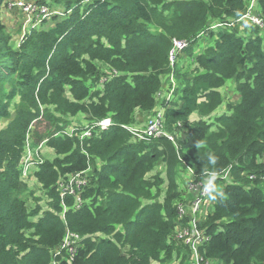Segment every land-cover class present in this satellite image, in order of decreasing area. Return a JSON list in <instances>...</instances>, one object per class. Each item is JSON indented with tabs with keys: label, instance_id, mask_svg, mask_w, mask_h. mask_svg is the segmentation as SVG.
<instances>
[{
	"label": "trees",
	"instance_id": "obj_1",
	"mask_svg": "<svg viewBox=\"0 0 264 264\" xmlns=\"http://www.w3.org/2000/svg\"><path fill=\"white\" fill-rule=\"evenodd\" d=\"M18 2L0 0V264H51L67 232L83 236L70 264H189L190 249L173 238L186 222L176 204L193 195L188 179L213 170L209 152L217 177H229L216 180L224 198H206L197 215L209 236L200 264H264V38L256 27L210 29L240 18L247 1L36 0L51 11L15 39L1 10ZM172 38L188 46L170 67ZM167 94L164 128L178 154L168 138L134 142L124 127L143 129ZM108 117L109 127L79 139ZM28 135L41 153L24 171ZM86 169L75 208L58 183Z\"/></svg>",
	"mask_w": 264,
	"mask_h": 264
},
{
	"label": "built area",
	"instance_id": "obj_2",
	"mask_svg": "<svg viewBox=\"0 0 264 264\" xmlns=\"http://www.w3.org/2000/svg\"><path fill=\"white\" fill-rule=\"evenodd\" d=\"M248 5L246 7V10L244 14L241 15L240 18L234 21L230 22H223V23H214L210 29L223 27V28H232L235 23L237 22H246L249 23L252 26H256L259 28L264 27V21L262 18L256 13V7H257V0H246ZM18 5L23 8V11L26 12V15L33 14V11L39 9L41 13H44L43 16H46V8L44 7H38L33 5L32 3L28 2L27 4H23V2H18ZM188 46V42L185 39H177L173 38L171 40V47L168 51V61L170 67L174 66L175 62L177 61L178 55L181 50L186 48ZM172 75V73H171ZM174 86V85H173ZM170 98V94H167L165 96V101ZM162 103H160L157 106V109L154 110V112L147 118V123L145 127L141 130H138L133 127H127L132 134L135 140L141 141V140H147L151 137H158V136H166L170 140L173 141V136L169 133H167L164 130V112H163ZM32 125V124H31ZM110 125V118H104L101 119L95 123H92L90 125H86L84 128H82L80 134L78 135L79 139L82 141L85 137H92L97 132H100ZM31 127H29V131H31ZM73 128L70 127L67 129V132H72ZM56 133L55 135H57ZM71 135V134H69ZM30 135L27 136L26 140V151L23 155V170L26 171L30 168L33 161L31 159L33 158L34 154L38 156L36 149L33 150L30 147L31 140L29 139ZM46 140L42 141L39 145H37V149H39L42 144ZM41 161L40 157H38ZM88 169L75 173L71 178H69L68 182H60L58 183V191L60 194V197L63 198L65 195L70 194L74 195L75 197V208H80L83 205L84 200H82L80 193L83 191V188L86 187L88 181L86 178L85 172ZM187 172H192V169L190 167H187ZM229 177L228 169L225 170L223 173L219 174V179L224 180ZM186 188L188 191L193 192L192 196H189V203H184L183 201H180L176 204L177 206V215L181 219H186V222L181 225L180 227H177L175 232L173 233V238L179 242L181 241L183 244H185L191 251V262L189 264H200L201 257L200 253L198 251V246H200L202 243H204L206 240H208L209 236L204 235L203 231H201L198 227V217L197 215L202 212L203 205H205V200L207 198L206 195L202 194V183L201 181L195 182L192 179H188L186 181ZM64 206V205H63ZM66 209V207H63V210ZM204 212V211H203ZM83 237H81L79 234L74 232H67L60 243V247H57L52 252V261L51 264H60V260L58 257H62L64 259V256H62V251H66L68 256L66 259L67 264H70V261L73 259L75 252H76V245L78 241L80 242ZM206 264H209L208 261H206Z\"/></svg>",
	"mask_w": 264,
	"mask_h": 264
},
{
	"label": "rangeland",
	"instance_id": "obj_3",
	"mask_svg": "<svg viewBox=\"0 0 264 264\" xmlns=\"http://www.w3.org/2000/svg\"><path fill=\"white\" fill-rule=\"evenodd\" d=\"M12 1H15V0H11V2ZM24 1L25 2H31L33 5H35V6H39V5H37V4H35L34 2L36 1V0H20V2H23V4H27V3H24ZM0 6H2V5H0ZM18 7L19 5H18V3H15L14 5L13 4H8L7 5V7H2V10H1V18L3 19V21L4 22H6L7 23V27H8V30H9V32L12 34V36H13V38H18L19 37V32H18V30H25L29 25H31V24H35V25H37V24H39V20H40V18L43 16V13H41L40 11H39V9H37V10H35V11H33V14H30V15H26V12H24L23 11V8H22V6H21V9H22V12H20L19 11V9H15V7ZM39 7H41V6H39ZM49 11H51V10H47V12H49ZM50 16V15H49ZM31 18H32V20L34 19V18H37V20H36V23H33V21L31 20ZM31 20V21H30ZM213 25V24H212ZM211 25V26H212ZM34 25H32L31 27H33ZM210 26V27H211ZM250 28V25L247 23H245V24H238V25H235V26H233L231 29H232V31L233 30H238L239 32H245V33H247V32H249V29ZM213 29V28H212ZM247 30V31H246ZM261 35H262V37L264 38V30H262L261 31ZM204 37H206V36H201V38L199 39V40H201V42L203 41V38ZM206 42V41H205ZM182 53V52H181ZM180 53V54H181ZM232 86V85H231ZM225 93V92H224ZM227 94H229L230 95V97H231V100H233V102L235 103L238 99H239V97H237V94H236V92H234V91H232L230 88H228L227 89V92H226ZM219 109V108H218ZM194 119H195V117H194ZM70 127V126H69ZM37 151V150H36ZM38 153H41V152H39V151H37ZM42 155H44V157H46V158H48V157H51L52 155H49V151L48 150H45V151H43L42 152ZM159 162H161V161H159ZM157 169L160 171V172H162L163 170H164V165L162 164V163H157ZM183 172V171H182ZM186 172H187V170H186ZM188 173V172H187ZM180 183V192H182V191H184L185 190V186L183 185V183L182 182H179ZM219 187H221V185H222V183H216ZM34 196H36V197H42L41 195H40V191L38 190V191H34ZM30 198H33V196L32 197H30ZM44 198V197H43ZM183 202L184 203H189V198H187V200L184 198L183 199ZM58 247H60V244H59V246ZM177 247V246H176ZM172 263H177L176 261H172Z\"/></svg>",
	"mask_w": 264,
	"mask_h": 264
},
{
	"label": "clouds",
	"instance_id": "obj_4",
	"mask_svg": "<svg viewBox=\"0 0 264 264\" xmlns=\"http://www.w3.org/2000/svg\"><path fill=\"white\" fill-rule=\"evenodd\" d=\"M256 13L261 17V15H260V13H259V8H258V5H257V7H256ZM262 18V17H261ZM262 20L264 21V19L262 18ZM246 23V22H245ZM247 24V23H246ZM249 24V23H248ZM250 25V24H249ZM251 27H256V26H252V25H250V28ZM256 29L257 30H259L260 31V34H261V31L262 30H264V27L263 28H259V27H256ZM173 39V38H172ZM178 39V38H177ZM168 100V99H167ZM163 102H165V99L164 98H162L160 101H159V103H158V105L160 104V103H163ZM157 105V106H158ZM163 107V106H162ZM164 108V107H163ZM155 109H157V107L155 108ZM154 109V110H155ZM154 112V111H153ZM152 112V113H153ZM163 112H164V109H163ZM151 113V114H152ZM151 114H149V116L151 115ZM163 126H164V123H163ZM164 130L167 132V133H169V134H171L172 136H173V141L172 140H170L168 137H166V136H158V137H151V138H149V139H147V140H141L142 142H144V141H148V140H150V139H152V138H160V137H166V138H168L173 144H174V146H175V148L177 149L176 150V152H177V154H178V144H177V142H176V139H175V135H173L172 133H170V132H168L165 128H164ZM132 137V140L134 141V142H139V141H137V140H135V138L133 137V136H131ZM46 142V141H45ZM45 142L42 144V146L41 147H43V145H45ZM195 146L198 148V149H200V148H202L204 145H203V142L202 141H196L195 143ZM207 160H208V163L210 164V165H212L213 166V170H211V171H209V170H205V172H204V179L201 181V183H202V194H204V195H206L207 196V198L208 199H210V200H212V201H217L218 199H223L224 198V192H223V189L222 188H220L217 184H216V180H217V172H216V170H215V165L217 164V161H218V157L214 154V153H211V152H209L208 154H207ZM187 170V169H186ZM81 237H83V236H81Z\"/></svg>",
	"mask_w": 264,
	"mask_h": 264
},
{
	"label": "crops",
	"instance_id": "obj_5",
	"mask_svg": "<svg viewBox=\"0 0 264 264\" xmlns=\"http://www.w3.org/2000/svg\"><path fill=\"white\" fill-rule=\"evenodd\" d=\"M228 88H229V86H228V85H225L224 87L221 88V90H222V92L224 93V92H227V89H228ZM219 111H220V109H219ZM147 114H149V113H146V112H145V113L139 112V113H138V115H139V119H137V121H138V122H142V121L144 122V119H143V118H144V116H146V118H147ZM194 117L197 118V115H196V114H192L191 117H190V120H195ZM213 118H214V116L211 115V119H213ZM43 147H46V146L43 145ZM41 151L43 152V151H45V150L41 148Z\"/></svg>",
	"mask_w": 264,
	"mask_h": 264
},
{
	"label": "bare ground",
	"instance_id": "obj_6",
	"mask_svg": "<svg viewBox=\"0 0 264 264\" xmlns=\"http://www.w3.org/2000/svg\"><path fill=\"white\" fill-rule=\"evenodd\" d=\"M183 52V51H182ZM173 92V91H172ZM161 93H162V91H161ZM164 94H165V92H164ZM172 96V95H171Z\"/></svg>",
	"mask_w": 264,
	"mask_h": 264
}]
</instances>
